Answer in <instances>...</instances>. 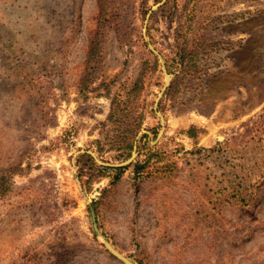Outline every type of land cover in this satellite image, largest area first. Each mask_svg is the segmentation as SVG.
<instances>
[{"label":"rangeland","instance_id":"374dc122","mask_svg":"<svg viewBox=\"0 0 264 264\" xmlns=\"http://www.w3.org/2000/svg\"><path fill=\"white\" fill-rule=\"evenodd\" d=\"M141 71L126 158L111 101ZM106 243L264 264V0H0V264H125Z\"/></svg>","mask_w":264,"mask_h":264},{"label":"trees","instance_id":"16d2710c","mask_svg":"<svg viewBox=\"0 0 264 264\" xmlns=\"http://www.w3.org/2000/svg\"><path fill=\"white\" fill-rule=\"evenodd\" d=\"M104 0H100V5H103ZM102 14V15H101ZM101 16H103V6L101 10ZM105 18V15L104 17ZM100 30V26H99ZM101 44V32L98 31L94 41L91 44L90 52L88 60H96L98 56L99 46ZM143 73L141 71L138 75V78L135 84L132 85L131 88L127 89L128 91L117 93L116 96L111 101V109L109 113V117L113 119V122L117 124H121L124 122V126L120 129L121 137L118 138H109L108 140L109 147L116 148L119 151L120 156L130 157V150L134 146L135 136L138 132L139 126L142 123L143 115L142 113L135 114L136 105H133L134 101L138 98V86L143 80ZM110 85V84H109ZM104 86H108V84H104ZM136 122V123H135ZM135 123V125H134ZM131 125H134L131 127ZM118 136V135H117ZM100 145V143H99ZM101 149V147H99ZM85 164V163H84ZM143 166L139 165L136 167V173H138ZM90 172L94 169L93 165H89L86 167ZM126 168V165H115V166H103L101 168L96 169L97 173L95 175H90V177L94 176L98 178L99 176H108L112 179V183L118 181ZM87 180L86 182H88Z\"/></svg>","mask_w":264,"mask_h":264},{"label":"water","instance_id":"95a60500","mask_svg":"<svg viewBox=\"0 0 264 264\" xmlns=\"http://www.w3.org/2000/svg\"><path fill=\"white\" fill-rule=\"evenodd\" d=\"M106 247L107 249L118 259H120L121 261H123L125 264H133L132 262H130L128 259H126L125 257H123L122 255H120V253H118L115 249H113L110 244L106 243Z\"/></svg>","mask_w":264,"mask_h":264}]
</instances>
